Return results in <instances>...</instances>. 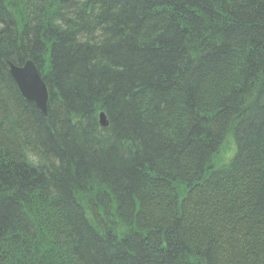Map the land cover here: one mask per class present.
<instances>
[{
	"label": "trees",
	"instance_id": "16d2710c",
	"mask_svg": "<svg viewBox=\"0 0 264 264\" xmlns=\"http://www.w3.org/2000/svg\"><path fill=\"white\" fill-rule=\"evenodd\" d=\"M0 264H264V0H0Z\"/></svg>",
	"mask_w": 264,
	"mask_h": 264
},
{
	"label": "water",
	"instance_id": "95a60500",
	"mask_svg": "<svg viewBox=\"0 0 264 264\" xmlns=\"http://www.w3.org/2000/svg\"><path fill=\"white\" fill-rule=\"evenodd\" d=\"M9 71L16 81L22 95L33 101L43 112L46 111L47 89L37 69L31 61H26L22 67L9 66ZM98 121L101 127L108 126L106 115L99 113Z\"/></svg>",
	"mask_w": 264,
	"mask_h": 264
},
{
	"label": "bare ground",
	"instance_id": "6f19581e",
	"mask_svg": "<svg viewBox=\"0 0 264 264\" xmlns=\"http://www.w3.org/2000/svg\"><path fill=\"white\" fill-rule=\"evenodd\" d=\"M8 73L10 74V76L12 77V75H11V73H10V71H9V66L10 65H13V66H15V67H19V65H16V64H14V63H12L11 61H9L8 63ZM12 79L14 80V78L12 77ZM14 82H15V84H16V86H17V88H18V90H19V92L21 93V91H20V89H19V87H18V85H17V83H16V81L14 80ZM21 95H22V93H21ZM23 96V95H22ZM24 97V96H23ZM25 98V97H24ZM26 99V98H25ZM29 101H31V100H29ZM31 102H33V101H31ZM34 103V102H33ZM35 104V103H34ZM35 106H36V104H35ZM36 108L39 110V112L40 113H42L43 115H46L47 114V108H46V111L45 112H43L38 106H36Z\"/></svg>",
	"mask_w": 264,
	"mask_h": 264
},
{
	"label": "rangeland",
	"instance_id": "374dc122",
	"mask_svg": "<svg viewBox=\"0 0 264 264\" xmlns=\"http://www.w3.org/2000/svg\"><path fill=\"white\" fill-rule=\"evenodd\" d=\"M98 124H99V121H98ZM99 125H100V124H99ZM228 146H229V147L231 146L230 140H229V142H228Z\"/></svg>",
	"mask_w": 264,
	"mask_h": 264
}]
</instances>
